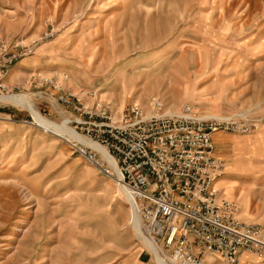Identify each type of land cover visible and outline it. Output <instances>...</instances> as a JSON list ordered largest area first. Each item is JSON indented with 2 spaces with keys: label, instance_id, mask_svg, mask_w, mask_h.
I'll list each match as a JSON object with an SVG mask.
<instances>
[{
  "label": "rangeland",
  "instance_id": "374dc122",
  "mask_svg": "<svg viewBox=\"0 0 264 264\" xmlns=\"http://www.w3.org/2000/svg\"><path fill=\"white\" fill-rule=\"evenodd\" d=\"M10 95L117 165L181 161L162 140L184 122L206 129L208 146L188 147L219 164L215 200L264 238V0H0V97ZM105 171L97 151L0 102V264H159ZM143 231L162 255L163 238ZM186 245L196 262L225 264L193 233ZM242 250L264 258L248 244L231 264Z\"/></svg>",
  "mask_w": 264,
  "mask_h": 264
},
{
  "label": "built area",
  "instance_id": "2783aa9c",
  "mask_svg": "<svg viewBox=\"0 0 264 264\" xmlns=\"http://www.w3.org/2000/svg\"><path fill=\"white\" fill-rule=\"evenodd\" d=\"M174 115L190 117L180 113ZM184 123L179 132L161 142L165 145L174 143L183 149L181 161L161 157L129 159L116 164L119 182L132 197L141 199L137 204L133 201L141 227L147 234L163 238L166 249L160 251L164 259L173 264H201L191 258L190 248L186 245L189 233L197 236L207 253L215 254L223 249V261L230 263L234 260L233 253L240 246L251 244L264 249V238L258 231L232 219L229 203L218 204L215 200L213 189L209 187L219 164L210 158L209 152L188 147L199 143L207 147L206 129L198 127L195 131L189 126L190 122ZM217 125L221 123H209L211 128ZM177 135L181 136L179 142L174 140ZM232 234L236 235L233 241Z\"/></svg>",
  "mask_w": 264,
  "mask_h": 264
},
{
  "label": "bare ground",
  "instance_id": "6f19581e",
  "mask_svg": "<svg viewBox=\"0 0 264 264\" xmlns=\"http://www.w3.org/2000/svg\"><path fill=\"white\" fill-rule=\"evenodd\" d=\"M0 102H7L11 103L16 106L23 107L29 113L32 115L34 121L44 127L47 130H52L55 132L60 133L61 135L67 137L68 139L79 143L82 146L90 147L93 150L97 151L102 159L107 162V164L110 165L112 174L105 171L107 174L115 175V177L119 180L120 174H119V168L116 166L114 160L107 154L106 149L101 146L96 141H93L85 136L79 135L77 132H75L73 129L69 128L66 125V122L62 125H58L54 122L49 121L48 119L43 118L38 111L35 109V107L32 105V103L29 101L27 97H24L22 95H10L5 97H0ZM216 181V180H215ZM121 183V182H120ZM120 188L125 195L126 200L129 202L130 205V211H131V221L133 224V229L136 237L141 241V243L158 259L157 261L159 264H167L165 259L162 255H160L157 246L154 244L153 240L149 238L143 231V228L140 226L139 218L137 216V211L135 209V205L133 202L132 194L128 191V189L123 185L120 184ZM225 264H231L230 261L224 260Z\"/></svg>",
  "mask_w": 264,
  "mask_h": 264
},
{
  "label": "crops",
  "instance_id": "0c3cea01",
  "mask_svg": "<svg viewBox=\"0 0 264 264\" xmlns=\"http://www.w3.org/2000/svg\"><path fill=\"white\" fill-rule=\"evenodd\" d=\"M234 264H264V258L255 257L250 252L242 250L237 255Z\"/></svg>",
  "mask_w": 264,
  "mask_h": 264
}]
</instances>
